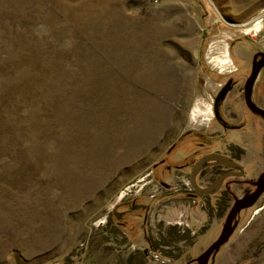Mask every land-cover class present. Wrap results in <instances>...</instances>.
I'll list each match as a JSON object with an SVG mask.
<instances>
[{"label":"rangeland","instance_id":"374dc122","mask_svg":"<svg viewBox=\"0 0 264 264\" xmlns=\"http://www.w3.org/2000/svg\"><path fill=\"white\" fill-rule=\"evenodd\" d=\"M263 53L264 0H0V264H200L264 175ZM236 222L209 264H264V194Z\"/></svg>","mask_w":264,"mask_h":264},{"label":"water","instance_id":"95a60500","mask_svg":"<svg viewBox=\"0 0 264 264\" xmlns=\"http://www.w3.org/2000/svg\"><path fill=\"white\" fill-rule=\"evenodd\" d=\"M258 57L259 56H257L255 58V61L253 64L252 75L246 84L245 99H246V103H247L249 109L254 114L259 115L260 117H262L264 119V109L257 106L253 101V92H254L255 85L259 79V76H260L262 70L264 69V53L260 54V57H261L260 60H258ZM209 160H214L217 162V164H223V165H227V166H231V167H233V166L238 167L237 165L230 162L226 158H222V157L213 155V156H210V157H207L206 159H204L201 162V164H199L196 167L195 174L198 172L199 168L202 167V164L205 163L206 161H209ZM195 174H194V176H195ZM194 185H195V183H194ZM198 191L202 194H207V193L211 192V190H206V191L202 190L201 191L199 189H198ZM263 194H264V175L261 177V179L257 183V189L253 193L248 194L247 196H245L244 198H242L240 200H237L235 206L233 207V209L231 210V212L227 218L226 226H225V229H224L220 239L214 245H212L208 249V251H206V253L201 257L200 264H209L210 263V260L217 254V252L221 249V247H223L233 236V234L236 230V227H237L236 220L238 219V217L242 213V211L250 209L253 206H255Z\"/></svg>","mask_w":264,"mask_h":264},{"label":"flooded vegetation","instance_id":"af4514ba","mask_svg":"<svg viewBox=\"0 0 264 264\" xmlns=\"http://www.w3.org/2000/svg\"><path fill=\"white\" fill-rule=\"evenodd\" d=\"M221 167L222 166H218L215 163L206 164L205 166H203V170L201 171L200 175H201V178L203 180H205L208 185H210L209 189H207V190L214 189V186L212 185V183L215 182L216 180H218L219 178L227 177L228 174H230V175L234 174L236 177L241 174V173H237L238 171H236V170H227V171L222 170V169L220 170ZM210 170L213 171V172H211V174H209V172H208ZM208 176H209V178H207ZM236 177H232V178H236ZM225 181L223 182V184L225 183Z\"/></svg>","mask_w":264,"mask_h":264},{"label":"crops","instance_id":"0c3cea01","mask_svg":"<svg viewBox=\"0 0 264 264\" xmlns=\"http://www.w3.org/2000/svg\"><path fill=\"white\" fill-rule=\"evenodd\" d=\"M185 144H186V146H187V148H188V151L191 152V151L193 150L191 140H190V139H187V142H186ZM183 146H185V145H183ZM181 148H182V147H181ZM189 156H190V155H189ZM189 156H188V157H189ZM116 228L120 229V227H119L118 225L116 226ZM115 235H116V236L118 235L119 238L123 239V237H120V235H121L120 232H119V234L116 233ZM124 238H125V237H124ZM126 238H127V237H126ZM127 240H128V238H127ZM106 245H107L108 249H109V250H113V252L117 250V248H116V247H113L112 244H111V245H110V244H106ZM128 254H129V256H130V255L133 254V253H132V251L129 250V253H128ZM109 255H110V254H109ZM112 255H113V254H112ZM110 256H111V255H110ZM113 256H114V255H113ZM141 260H142V262H141ZM138 261H140L141 264H147V262L144 261V258H143V257H142V259H140V260L138 259ZM136 262H137V260H136ZM137 263H138V262H137Z\"/></svg>","mask_w":264,"mask_h":264},{"label":"bare ground","instance_id":"6f19581e","mask_svg":"<svg viewBox=\"0 0 264 264\" xmlns=\"http://www.w3.org/2000/svg\"><path fill=\"white\" fill-rule=\"evenodd\" d=\"M257 25V24H256ZM259 27H257V30H258Z\"/></svg>","mask_w":264,"mask_h":264},{"label":"built area","instance_id":"2783aa9c","mask_svg":"<svg viewBox=\"0 0 264 264\" xmlns=\"http://www.w3.org/2000/svg\"><path fill=\"white\" fill-rule=\"evenodd\" d=\"M158 259V258H157Z\"/></svg>","mask_w":264,"mask_h":264}]
</instances>
